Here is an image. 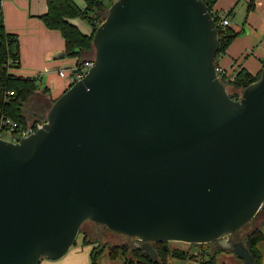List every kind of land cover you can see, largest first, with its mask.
I'll list each match as a JSON object with an SVG mask.
<instances>
[{
  "label": "water",
  "instance_id": "95a60500",
  "mask_svg": "<svg viewBox=\"0 0 264 264\" xmlns=\"http://www.w3.org/2000/svg\"><path fill=\"white\" fill-rule=\"evenodd\" d=\"M94 65L18 141L0 138V264L62 258L86 222L136 241L213 243L264 205V67L233 98L217 73L204 0H116ZM66 52L58 54L65 57Z\"/></svg>",
  "mask_w": 264,
  "mask_h": 264
},
{
  "label": "trees",
  "instance_id": "16d2710c",
  "mask_svg": "<svg viewBox=\"0 0 264 264\" xmlns=\"http://www.w3.org/2000/svg\"><path fill=\"white\" fill-rule=\"evenodd\" d=\"M114 1L116 0H86L87 5L82 9L74 0H47L48 9L41 16V19L47 28L61 32L65 40V52L67 56L79 57L77 65L81 66L88 60L86 58H80L82 53L93 50L94 32L90 35L82 32L76 24L71 22V19L83 18L88 20L94 31L105 19L107 12L106 4ZM204 1L211 11L219 30L220 47L216 55L217 62L218 58L226 52L230 44L239 35V32L229 25L221 24L224 15L215 11V5L218 0ZM254 1L251 0L250 8L254 6ZM11 60L12 63L10 62ZM20 65L19 36L7 30L2 0H0V119L2 117H9L13 121L18 122L19 125L25 127L36 121H41L39 117L24 109V107H29L30 100L40 90L41 83L40 77L22 76L12 71L14 68H20ZM261 74L262 70L254 75L247 69H242L234 78H228L226 74L220 75V78L227 87L235 89L233 92L228 91L233 98L238 99L240 92L251 83L257 81L261 77ZM10 91L13 93L10 94ZM48 91V87L43 88L44 93ZM55 100H52V103ZM94 224L100 225L97 223ZM242 230L243 228L232 234V239L242 240L244 242L255 258L254 264H263V227H255L244 236L241 234ZM90 235L91 233L89 232H83V242L93 245L91 264H99V257L106 250H108L110 257L113 259L118 256H123L125 258L124 264H168L170 256L197 260L200 264H218L220 254L223 252H231L220 248H212L213 243L190 244L191 249L188 251L180 249L171 250L167 245L168 242L153 243L154 248L159 254L158 259L154 260L145 251L128 246L127 244L111 245L106 243L100 245V241L97 238L94 240L90 239ZM77 243L78 240L75 245ZM193 247L197 248V251H193ZM128 255H131V257H128Z\"/></svg>",
  "mask_w": 264,
  "mask_h": 264
},
{
  "label": "crops",
  "instance_id": "0c3cea01",
  "mask_svg": "<svg viewBox=\"0 0 264 264\" xmlns=\"http://www.w3.org/2000/svg\"><path fill=\"white\" fill-rule=\"evenodd\" d=\"M74 1L78 6L86 5V0ZM233 1L235 0H218L215 5V11L229 19V26L233 27L236 20L237 27L233 28L239 32L217 62L230 78H234L242 69L256 75L264 67V0H255L254 6L247 9L249 0H244L240 12L237 11V6L242 0H237L235 6L229 8ZM2 5L7 30L17 34L20 40L21 65L15 73L40 77L41 88L30 100L28 108L41 114L46 113L52 105V100L57 99L70 87L68 78L61 76V70L72 69L79 57H58V54L65 52L66 45L61 32L47 28L41 19L48 9L47 0H2ZM71 22L82 32L89 35L93 33L90 23L85 24L79 21V18H73ZM87 53L89 52L82 53L80 58L89 59ZM57 69L60 76H55ZM45 87L49 89L47 93L43 92ZM262 227L264 229V221ZM92 248L93 245L83 242L71 247L62 258H44L40 264H91ZM225 258L230 260L231 257ZM218 264H221L219 257Z\"/></svg>",
  "mask_w": 264,
  "mask_h": 264
},
{
  "label": "rangeland",
  "instance_id": "374dc122",
  "mask_svg": "<svg viewBox=\"0 0 264 264\" xmlns=\"http://www.w3.org/2000/svg\"><path fill=\"white\" fill-rule=\"evenodd\" d=\"M229 1V0H226ZM237 0L233 1L230 5L229 8H232L233 6H235ZM250 2L251 0H249L248 5L246 7V9L248 7H250ZM87 5V2H86ZM85 6H81L80 7L82 9H84ZM244 5V0H242L238 6H237V11H241L242 10V6ZM229 10V9H228ZM249 11V10H248ZM107 13V12H106ZM106 15V14H105ZM247 15V11L245 12L244 18H246ZM79 21H82L83 23H88V20L83 19V18H79ZM236 20H234V25L233 27H237V25H235ZM91 25V24H90ZM92 26V25H91ZM83 27V26H82ZM90 60L93 59L95 56V52L94 50L90 51L89 53H87L86 55ZM19 69L18 68H14L12 69L13 72H17ZM59 73V69H57L56 74L58 75ZM71 71L67 69V74H70ZM17 74V73H16ZM44 74V73H43ZM60 76V75H58ZM228 90L230 92H233L234 89L231 87H227ZM38 93V92H37ZM36 93V95H37ZM35 95V96H36ZM40 95V94H39ZM3 138L6 140H12V135L9 132H4L3 133ZM264 206V205H263ZM264 221V207L261 208V210L259 211V213L257 214V216L251 221L249 222L246 226L243 227V230L241 232L242 236L246 235L248 232H250L251 230H253L255 227H259L262 226V223ZM99 232L101 233V236H95L93 233L94 232ZM82 233L79 234L78 236V243L76 245H81L83 243V232H89L91 233V235L89 236L90 239L94 240L96 239V237H99L100 241V245L101 244H111V245H123V244H127L128 246H133V240L132 238L117 233V232H113L110 231L109 229H107L105 226H100V225H96L92 222H86L81 230ZM100 235V234H99ZM99 244V243H98ZM74 245V246H76ZM97 245V244H96ZM168 247L173 250V249H180V250H184V251H188L189 249H191V246L189 243H184V242H178V241H170L167 243ZM212 248L213 244H212ZM192 250H196L197 248H192ZM128 257H131V255H128ZM225 257H231L230 260H227ZM125 262V258L123 256H118L117 258L113 259L110 257L108 250H106L105 252H103L100 257H99V264H124ZM197 260H191V259H182L179 257H175V256H170L169 260H168V264H197ZM219 262L225 263V264H245V261L241 258H239L234 252H223L222 254L219 255ZM263 264H264V260H263Z\"/></svg>",
  "mask_w": 264,
  "mask_h": 264
},
{
  "label": "built area",
  "instance_id": "2783aa9c",
  "mask_svg": "<svg viewBox=\"0 0 264 264\" xmlns=\"http://www.w3.org/2000/svg\"><path fill=\"white\" fill-rule=\"evenodd\" d=\"M222 25H228L229 24V19L227 17H224L221 21ZM12 63V60L10 61ZM94 65V59H90L87 60L83 65L78 66L77 64L70 69L71 73L67 74V70L63 69L61 70L60 74L61 76H65L68 78L69 80V84L70 86L75 84L77 81H79L80 79H82L87 71L89 70V68L91 66ZM217 73L220 77V75L222 74H226L224 68L217 65ZM228 78H230L227 75ZM10 94H12L13 92L10 91ZM43 121H36L28 126H21L18 124V122L13 121L11 118L9 117H2L0 119V138H3V133L9 132L12 135V140L11 141H18L19 139H21L22 137H27L33 133H35L38 129L43 127Z\"/></svg>",
  "mask_w": 264,
  "mask_h": 264
},
{
  "label": "flooded vegetation",
  "instance_id": "af4514ba",
  "mask_svg": "<svg viewBox=\"0 0 264 264\" xmlns=\"http://www.w3.org/2000/svg\"><path fill=\"white\" fill-rule=\"evenodd\" d=\"M93 234H94L95 236H101V233H99L98 231H97V232H94ZM99 234H100V235H99ZM96 238L99 240V237H96ZM133 240H134V239H133ZM231 240H234V239H232V236H231ZM99 241H101V240H99ZM132 243H133V247H134V248L139 249V248L136 247V241H133Z\"/></svg>",
  "mask_w": 264,
  "mask_h": 264
}]
</instances>
